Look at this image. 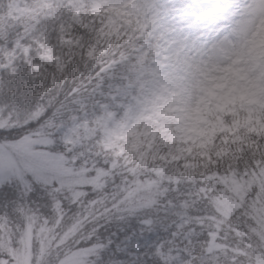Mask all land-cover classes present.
Masks as SVG:
<instances>
[{"label":"rangeland","instance_id":"rangeland-1","mask_svg":"<svg viewBox=\"0 0 264 264\" xmlns=\"http://www.w3.org/2000/svg\"><path fill=\"white\" fill-rule=\"evenodd\" d=\"M61 2L72 6L73 23H83L85 14L102 23L101 39L90 50L101 68L90 69L72 95L73 103L87 93L97 101L94 109L67 123L51 118L23 132V139H0V185L25 179L24 169H32L12 157H27L37 143L53 145L58 140L66 152H75L97 139L104 150L127 162L143 167L150 162L176 163L193 171L227 155L239 133L264 136V0H15L9 16L14 23L30 26L42 11ZM128 20L131 24L125 23ZM133 24L140 34L135 47L112 43L116 36L128 35ZM71 28L72 24L64 25L59 31L64 44L76 41ZM19 58L29 64L34 58L33 72L46 65L63 67L67 59L45 40L33 39L31 45L17 41L0 58V70L14 71ZM131 61L133 76L121 78L118 92L103 95L106 77ZM19 127L11 115L0 113V129ZM256 141L249 139L247 144L255 146ZM46 156L49 165L34 173L35 181L71 185L74 194H81L84 184L97 186V179L88 178L85 169L63 154ZM259 174L264 183V168ZM231 189L217 202L224 214L233 212L236 199L246 191L237 181ZM35 217H28L20 235L6 223L1 226L0 247L7 257L0 264H31L34 241L40 258L52 241L57 239L58 246L72 237L70 228L60 238L49 236L43 227L36 229ZM211 244L217 246L214 239ZM94 249L65 252L60 264H85ZM255 264H264V257Z\"/></svg>","mask_w":264,"mask_h":264},{"label":"trees","instance_id":"trees-1","mask_svg":"<svg viewBox=\"0 0 264 264\" xmlns=\"http://www.w3.org/2000/svg\"><path fill=\"white\" fill-rule=\"evenodd\" d=\"M14 1L0 0V58L17 41L31 45L33 39H42L67 59L63 67L46 65L39 72L32 71L34 58L32 64L23 58L14 60V71L1 69L0 113L19 121V129L25 132L30 122L54 118L67 123L74 115L94 109L96 95L87 93L79 103L72 102V95L90 69L97 72L101 68L90 50L101 39L102 23L90 14H85L83 23H73V9L67 2L42 11L30 26L14 23L9 16ZM71 24L78 43L64 44L59 31ZM137 29L133 24L128 35L116 36L112 43L135 47L140 37ZM134 71L131 61L107 76L103 95L118 92L121 78L132 77ZM66 103L70 105L61 109ZM18 135L13 133L11 139ZM9 138L5 134L0 139ZM249 139L257 140L255 146H248ZM97 142L93 139L75 152H66L58 140L54 143L56 152L85 169L88 178L97 179L96 187L84 184L79 188L81 194H74L71 185L36 181L44 188L52 186L50 207L25 200L18 201L11 213H0V231L6 223L17 235L30 215L36 216V229L43 227L49 236L60 238L66 229H73L70 239L58 246L57 239L52 241L40 258L34 241L31 264H60L65 252L94 248L85 264H255L264 257V183L259 180L264 168V136L239 133L227 155L193 171L176 163L139 166L114 156ZM25 180L12 179L1 185L15 181L26 195L32 187ZM233 181L241 182L246 191L236 199L233 212L224 214L217 202L231 193ZM72 206L74 213L69 211ZM81 243L86 246L76 248ZM109 244L113 249L105 251ZM114 250L120 254L113 256ZM102 251L106 260L100 259ZM6 257L0 247V259Z\"/></svg>","mask_w":264,"mask_h":264},{"label":"snow or ice","instance_id":"snow-or-ice-1","mask_svg":"<svg viewBox=\"0 0 264 264\" xmlns=\"http://www.w3.org/2000/svg\"><path fill=\"white\" fill-rule=\"evenodd\" d=\"M204 15H212V12H206ZM42 122L43 118L40 121L30 122L26 128L34 130ZM13 133H19L20 135H18L17 139H23V130L18 128L0 129V138L5 134L11 138ZM56 150L57 148L55 144L46 145L37 143L32 145L31 153L27 157L21 158L20 156L13 154L12 159L15 160L17 164L21 165V167H23L24 164H27L32 169L31 171L24 169L25 177L31 183L32 190L25 195L22 192L20 185L15 181L0 185V213L4 211L11 213L16 207L18 201L22 203L25 200L30 203L35 202L37 204H43L46 207L51 206L52 201L48 192L52 186H49L48 188L41 187V185L34 180V173H40L47 168L49 165V159L47 158L46 153H54ZM54 186L58 187V185ZM65 206L67 207L66 203ZM69 211L70 213H74L76 211L75 206H72ZM91 243L92 241L88 242V244ZM85 246V244L81 243L80 245H76V248H82ZM111 249H113V245L109 244L108 249L105 251ZM119 254L118 250H114L112 253L113 256H118ZM100 259L106 260L104 251L101 252Z\"/></svg>","mask_w":264,"mask_h":264}]
</instances>
